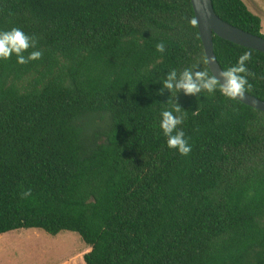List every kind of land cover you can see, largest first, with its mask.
Here are the masks:
<instances>
[{"label": "trees", "instance_id": "16d2710c", "mask_svg": "<svg viewBox=\"0 0 264 264\" xmlns=\"http://www.w3.org/2000/svg\"><path fill=\"white\" fill-rule=\"evenodd\" d=\"M211 1L264 38L241 0ZM12 28L42 56L0 60V236L73 232L84 264H264V113L163 87L171 70L212 74L190 0H0ZM213 48L222 71L251 53L245 92L264 101V54ZM176 105L187 156L159 127Z\"/></svg>", "mask_w": 264, "mask_h": 264}, {"label": "clouds", "instance_id": "9594fccd", "mask_svg": "<svg viewBox=\"0 0 264 264\" xmlns=\"http://www.w3.org/2000/svg\"><path fill=\"white\" fill-rule=\"evenodd\" d=\"M30 47H36L35 38L27 35L23 30L12 28L11 30L0 31V60H7L13 54L19 64L39 60L42 56L40 51H32L27 57L23 55ZM156 50L163 53L165 44L161 42L156 46ZM250 59L251 53L245 52L240 56L236 65L222 71L223 84L207 69L194 72L193 68L184 69L180 73L171 70L163 81V87L169 90L172 95L179 92H183L185 95H196L205 91L211 94L218 89L223 96L236 98L242 96L250 87L246 67V62ZM181 113L182 109L178 105L171 110L162 111L159 127L167 137L168 148L177 151L181 156H187L191 152L192 146L185 137L184 131L178 127L183 123ZM24 195L30 196L31 192H26Z\"/></svg>", "mask_w": 264, "mask_h": 264}, {"label": "rangeland", "instance_id": "374dc122", "mask_svg": "<svg viewBox=\"0 0 264 264\" xmlns=\"http://www.w3.org/2000/svg\"><path fill=\"white\" fill-rule=\"evenodd\" d=\"M241 1L252 13H264V0ZM89 251L73 232L50 236L42 230L22 229L0 236V264H84L83 256Z\"/></svg>", "mask_w": 264, "mask_h": 264}, {"label": "water", "instance_id": "95a60500", "mask_svg": "<svg viewBox=\"0 0 264 264\" xmlns=\"http://www.w3.org/2000/svg\"><path fill=\"white\" fill-rule=\"evenodd\" d=\"M195 15L197 28L204 49L205 58L210 72L217 77L221 84V68L217 63L213 37L233 43L264 54V38L244 32L222 21L214 12L211 0H190ZM242 104L264 113V101H261L246 92L242 96L234 98Z\"/></svg>", "mask_w": 264, "mask_h": 264}, {"label": "crops", "instance_id": "0c3cea01", "mask_svg": "<svg viewBox=\"0 0 264 264\" xmlns=\"http://www.w3.org/2000/svg\"><path fill=\"white\" fill-rule=\"evenodd\" d=\"M249 10V9H248ZM250 11V10H249ZM255 11V10H254ZM251 12V11H250ZM256 12V11H255ZM252 13V12H251ZM254 14V13H253ZM256 16H258L260 18L261 21V33H264V26H263V20L261 17H264V13H262L261 11L256 12V14H254Z\"/></svg>", "mask_w": 264, "mask_h": 264}]
</instances>
